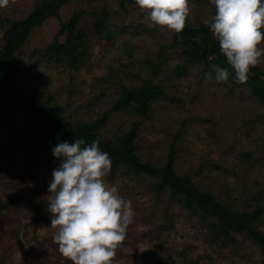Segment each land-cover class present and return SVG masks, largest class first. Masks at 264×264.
I'll return each instance as SVG.
<instances>
[{"label":"rangeland","instance_id":"rangeland-1","mask_svg":"<svg viewBox=\"0 0 264 264\" xmlns=\"http://www.w3.org/2000/svg\"><path fill=\"white\" fill-rule=\"evenodd\" d=\"M42 1L9 0L0 8V51L12 23L27 19ZM189 7L191 26L209 28L212 0H189ZM98 18L104 19L100 32ZM72 19L74 34L59 41L86 36L74 63L47 51ZM20 39L26 94L60 107L69 127L96 123L105 141L118 143L135 129L142 162L163 166L171 158L179 176L231 211L261 209L255 229L264 237V103L249 85L217 82L214 64L193 62L181 32L152 24L134 0H70ZM256 68L264 74V59ZM148 82L161 91L148 111L121 104L126 90ZM9 115L11 126L4 121ZM33 130L32 114L16 96L0 101V264H72L53 241L46 198L59 165L51 149L63 141L34 150ZM105 179L119 185L134 209L113 264H264L263 244L247 234L216 231L217 219L199 204L170 187L159 189L147 174L120 167Z\"/></svg>","mask_w":264,"mask_h":264},{"label":"clouds","instance_id":"clouds-1","mask_svg":"<svg viewBox=\"0 0 264 264\" xmlns=\"http://www.w3.org/2000/svg\"><path fill=\"white\" fill-rule=\"evenodd\" d=\"M214 14L209 31L218 41L227 67L216 66L215 80L245 83L252 68L264 59V0H212ZM9 0H0V8ZM152 24L181 32L190 14L189 0H134ZM231 70V71H230ZM211 75L208 79H211ZM99 139L83 137L52 147L58 167L48 183L47 211L53 241L72 264H113L116 249L125 240L134 220L131 199L117 183L105 177L111 157L101 150Z\"/></svg>","mask_w":264,"mask_h":264},{"label":"trees","instance_id":"trees-1","mask_svg":"<svg viewBox=\"0 0 264 264\" xmlns=\"http://www.w3.org/2000/svg\"><path fill=\"white\" fill-rule=\"evenodd\" d=\"M70 0H43L32 12V14L21 22L12 23L4 34V46L0 51V101L9 103L16 96L18 102L32 114L34 124L33 148L43 150L57 141H68L83 137L86 143L93 139H99L101 150L109 153L111 157V169L115 170L125 167L136 174H147L158 180L159 189L170 187L176 195L192 200L199 204L203 213L217 219L219 225L216 231H222L226 235L247 234L259 244L264 245L263 235L255 229V224L261 216L262 210L257 209L252 213L233 212L218 201L212 194L199 190L188 176H179L174 168L171 158L163 166L144 163L137 155L134 144L135 129L124 134L118 143L105 141L96 133V123H85L77 127L65 125L60 117V107L57 105L42 104L30 95L26 94L20 82L21 62L18 58L19 51L23 48L24 39H20L22 33L25 36L34 27L50 16L56 15L60 9ZM96 31L100 32L104 27V19L98 18ZM76 28L75 19L70 24H63L59 35L47 51L58 60L66 56L72 63L79 61L78 49L86 44L85 35L80 32L75 40L69 39L65 44L60 43L59 38L66 34H74ZM182 40L188 51L193 54V62L203 63L205 67L215 66L227 67L226 58L220 52L218 41L214 38L209 28L193 27L188 17L185 27L181 31ZM216 68V67H215ZM231 71V70H230ZM215 75V69H213ZM264 74L254 67L249 73L245 83H236L230 75L228 82L235 85H249L256 98L264 103ZM161 94L160 89L148 82L141 89L125 91L122 105L133 106L135 110L146 112L150 108L153 99ZM4 121L11 126L12 116H7Z\"/></svg>","mask_w":264,"mask_h":264}]
</instances>
